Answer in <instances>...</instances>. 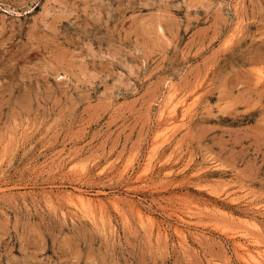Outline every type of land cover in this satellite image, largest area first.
I'll return each instance as SVG.
<instances>
[{"label": "rangeland", "instance_id": "374dc122", "mask_svg": "<svg viewBox=\"0 0 264 264\" xmlns=\"http://www.w3.org/2000/svg\"><path fill=\"white\" fill-rule=\"evenodd\" d=\"M0 264H264V0H0Z\"/></svg>", "mask_w": 264, "mask_h": 264}, {"label": "bare ground", "instance_id": "6f19581e", "mask_svg": "<svg viewBox=\"0 0 264 264\" xmlns=\"http://www.w3.org/2000/svg\"><path fill=\"white\" fill-rule=\"evenodd\" d=\"M79 198H80V197H79ZM82 198H83V197H82ZM82 198H81V200L84 201V198H83V199H82ZM87 200H88V199H87Z\"/></svg>", "mask_w": 264, "mask_h": 264}]
</instances>
